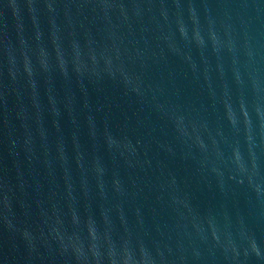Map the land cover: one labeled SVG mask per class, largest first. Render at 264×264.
<instances>
[{
	"label": "water",
	"instance_id": "water-1",
	"mask_svg": "<svg viewBox=\"0 0 264 264\" xmlns=\"http://www.w3.org/2000/svg\"><path fill=\"white\" fill-rule=\"evenodd\" d=\"M0 264H264V0H0Z\"/></svg>",
	"mask_w": 264,
	"mask_h": 264
}]
</instances>
